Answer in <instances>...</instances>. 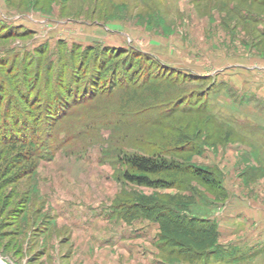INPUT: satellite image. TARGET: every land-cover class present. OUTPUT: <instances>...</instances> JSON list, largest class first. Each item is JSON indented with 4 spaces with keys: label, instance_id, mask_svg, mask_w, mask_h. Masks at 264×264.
<instances>
[{
    "label": "rangeland",
    "instance_id": "rangeland-1",
    "mask_svg": "<svg viewBox=\"0 0 264 264\" xmlns=\"http://www.w3.org/2000/svg\"><path fill=\"white\" fill-rule=\"evenodd\" d=\"M242 12L264 16V4L0 0V256L12 264H80L52 202L112 214L111 205L131 193H152L118 180L124 166L113 162L111 148L157 151L180 128L194 137L195 154L167 155L215 169L221 185L184 176L195 189L191 211L215 219L219 236L231 238L206 260L187 261L160 243L148 220L155 264H264V18ZM153 72L184 82L182 98L156 122L133 115L139 103L125 98ZM45 141L56 147L53 157L16 164ZM31 161L35 174L25 172Z\"/></svg>",
    "mask_w": 264,
    "mask_h": 264
},
{
    "label": "trees",
    "instance_id": "trees-1",
    "mask_svg": "<svg viewBox=\"0 0 264 264\" xmlns=\"http://www.w3.org/2000/svg\"><path fill=\"white\" fill-rule=\"evenodd\" d=\"M258 1L260 4H264V0ZM242 14H244L245 18L253 21L264 18V16H256L252 12L251 14L250 12H242ZM103 54L106 55L105 57L109 56V54L104 52ZM150 57L149 59L152 60V63L154 65L157 64ZM149 75L148 80L151 79L150 83L143 86L140 91L138 88H132L130 94H127L125 98L139 103V107L135 109L133 115H147L151 117L152 121L156 122L162 115L166 117L169 115V108H166L169 107L167 104L182 98L178 94L183 91L184 82L182 81L179 84L177 81L170 82V79L165 78L158 72L149 73ZM116 81L113 76L111 81L113 87ZM149 101H156V104L142 106ZM86 110L88 109L81 111ZM74 112L75 110L69 115L74 114ZM147 122L151 121L148 119ZM84 126L86 127V125ZM178 130V135L176 137L169 136L166 139L168 141H164V146L159 145L157 151L149 152L145 146L134 147L131 151L121 145H118L117 148H111L113 152H110V154H114L113 162H118L124 166L117 174L118 180L123 182V184L149 187L153 189V192L149 194L140 192L132 194L130 192V195H133L132 198L128 195L126 197H130L129 199L125 201L123 198L120 199L118 203L111 205L110 210L113 216L126 222H131L134 219H146L155 222L158 227L157 236L160 243L170 248L172 253L182 256L187 261L206 260L218 246V224L211 217L192 213L191 205L195 204V189L188 180H185L184 176H190L216 190L221 185L215 169L196 166L186 162L181 157L167 155L168 153L182 154L188 151L194 153L195 147L192 145L194 137L180 128ZM79 132H86V129L83 131L79 130ZM59 140L57 142L58 145L65 143V140ZM134 140L142 141L143 138L138 135ZM53 148L56 149V147L46 141L41 149L36 148L34 152L32 149L27 148L25 153H20V157L18 155V158H16L18 160H15L16 164L28 161L34 156L40 159L53 157ZM104 154L107 155V153ZM105 158L108 157L104 156ZM24 168L27 174H35L37 163L31 161ZM2 171V176H5L8 172V167H5V170L2 169ZM173 188H176L173 193L160 192V189Z\"/></svg>",
    "mask_w": 264,
    "mask_h": 264
},
{
    "label": "crops",
    "instance_id": "crops-1",
    "mask_svg": "<svg viewBox=\"0 0 264 264\" xmlns=\"http://www.w3.org/2000/svg\"><path fill=\"white\" fill-rule=\"evenodd\" d=\"M153 45H155L153 49L157 51L160 49L158 44ZM79 207L72 205L60 209L52 202L56 218L62 223L66 221L72 234L74 250L76 249L73 250V260L80 264L87 261L89 263L99 261L101 264H155V252L149 242L153 235L149 237L146 227L149 224L148 220L146 225L143 222L138 224L140 220L125 222L113 217L112 214H106L107 210L103 206L89 210ZM223 229H225L223 226L219 227V231ZM144 235L148 236L146 240L140 237ZM218 238V241L223 243V240H228L231 236L227 238L224 235ZM143 250L147 251L144 255Z\"/></svg>",
    "mask_w": 264,
    "mask_h": 264
},
{
    "label": "built area",
    "instance_id": "built-area-1",
    "mask_svg": "<svg viewBox=\"0 0 264 264\" xmlns=\"http://www.w3.org/2000/svg\"><path fill=\"white\" fill-rule=\"evenodd\" d=\"M0 264H12V263L6 260L5 258H3L2 256H0Z\"/></svg>",
    "mask_w": 264,
    "mask_h": 264
}]
</instances>
